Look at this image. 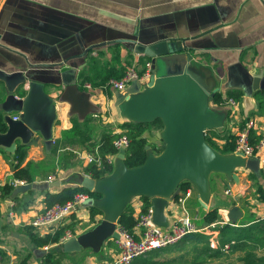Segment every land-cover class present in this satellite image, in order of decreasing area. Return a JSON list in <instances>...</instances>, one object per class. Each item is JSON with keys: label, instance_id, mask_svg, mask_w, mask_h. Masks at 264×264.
Listing matches in <instances>:
<instances>
[{"label": "crops", "instance_id": "0c3cea01", "mask_svg": "<svg viewBox=\"0 0 264 264\" xmlns=\"http://www.w3.org/2000/svg\"><path fill=\"white\" fill-rule=\"evenodd\" d=\"M159 41H167L174 52H186L202 63L213 65L219 80L217 93L223 97L229 93L241 95V99L236 98L240 101L237 113L232 112L230 105L211 102L212 110L222 123L219 129L210 130L222 137H213L219 148L233 144L227 135L236 138L238 130L249 119L257 124L252 138L257 140L264 136V112L259 110V106L264 105V90L254 89L251 74V71H264V0H0V68L8 72L24 70L29 80L45 84L47 93L57 103L53 142V147H59L57 157L73 150L78 155L77 165L70 170L51 174L56 176L54 180L73 171L85 173L88 164L82 156L98 149L105 132L123 131L119 125L127 120L118 113L116 89L110 87L108 81L112 77L121 78L130 65L140 72L146 71L151 59L138 54L135 47ZM245 97L253 101L251 109L245 108ZM160 129L162 127L152 126L145 133L157 147L165 145L157 136ZM20 143L18 140L17 145ZM53 147L48 151L42 140L36 146H27L23 166L34 162L45 164L44 169L51 168L56 161L51 153ZM12 153L0 147V186L14 178ZM236 171L241 177L240 184L229 181L224 174L213 173L212 192L218 195L212 187L214 179L224 182V194L230 199L218 196L240 206L243 216L238 222L264 219V196L259 198L256 189L258 183L264 188L262 163L256 174L260 176L259 181L250 177L254 170L239 168ZM47 180L37 178L30 193L22 192V185L15 186V190H20L17 194L14 191L1 198L0 192V230L4 234H0V264H18L30 252H33L31 264H44L42 255L53 246L36 249L23 228L31 225L32 219L48 207L45 190L58 192L64 188H46V182H52ZM191 188L193 194L184 204L177 200L169 202L168 225L185 212L193 217L187 206L194 198L195 187ZM228 188L231 194L226 193ZM132 203L137 216L142 201L136 197ZM91 206L87 211L73 214L62 225H73L67 233L80 235L92 228L94 221L101 220L103 214L92 218ZM218 210V223L230 221L227 209ZM207 212L205 209L203 217ZM202 222L203 226L208 225ZM86 223L89 228L84 230ZM18 231L24 233L22 249L15 246L11 238ZM24 248L28 249L27 253ZM117 251L118 247L107 248L104 244L99 254L104 253L105 261L100 262L93 256L89 264H112Z\"/></svg>", "mask_w": 264, "mask_h": 264}, {"label": "water", "instance_id": "95a60500", "mask_svg": "<svg viewBox=\"0 0 264 264\" xmlns=\"http://www.w3.org/2000/svg\"><path fill=\"white\" fill-rule=\"evenodd\" d=\"M135 51L151 59L150 77L145 83L133 81L126 90H116L115 105L120 117L128 121L153 123L159 119L163 127L157 136L165 147L134 167L127 166L126 150H122L113 171L100 178L73 171L46 182V188L79 186L100 194L90 203L102 211L103 217L89 230L64 241L63 252L91 249L101 253L108 239L119 238L117 226L129 202L136 197L150 198L154 222L167 226V207L182 194L184 181L193 184L199 202L208 212L227 209L233 224L243 216L240 206L212 192L211 175L221 173L229 181L240 184L236 170L259 171L260 161L238 153H222L207 140L206 132L222 126L211 108L219 91L214 66L186 52L172 51L167 41L137 44ZM251 74L254 89L264 90V71H251ZM244 105L251 109L254 103L245 97ZM0 112L7 125V130L0 132V147L13 152L18 140L29 147L42 140L46 149L51 150L58 111L56 99L47 93L43 82L29 80L24 70L8 72L0 68ZM15 115L18 119H14ZM146 148L150 150L149 145ZM31 188V183L20 186L22 191Z\"/></svg>", "mask_w": 264, "mask_h": 264}, {"label": "trees", "instance_id": "16d2710c", "mask_svg": "<svg viewBox=\"0 0 264 264\" xmlns=\"http://www.w3.org/2000/svg\"><path fill=\"white\" fill-rule=\"evenodd\" d=\"M229 97H234L241 99L240 94L229 93L226 97H223L221 93H217L215 96V102L220 103ZM260 112H264V105L259 106ZM120 128L130 137L131 144L126 149V159L125 162L127 166L134 167L143 164L151 153L159 154L163 151L165 145L162 147H157L152 144L145 133L152 127H163L162 122L158 119L153 123H136L133 121H125L121 123ZM7 130V125L3 120V115L0 112V132H5ZM216 133V134H214ZM217 135L219 138L220 134L215 131L207 132V140L211 145L222 153H232L235 148L236 138L233 135H227L226 138L233 141V144L227 146L224 145L223 148H219L213 137ZM118 137L115 132H105L100 141L98 142V150L102 155L115 154L117 150L114 145L115 139ZM222 138V137H221ZM259 139L252 138L253 143H257ZM150 146V150L146 146ZM58 146L53 147L51 153H53L56 159L55 163L49 169H44L39 163L29 162L27 165L23 166L24 161L27 158L28 149L26 144L20 143L17 145L15 151H13V159L11 161L14 178L25 180L28 183H34L37 178L47 179L51 174H57V170L61 172H67L73 165H77L79 159L77 153L73 150V153L67 154L63 153L60 157H57ZM76 149V148H75ZM112 166L107 165L103 168H98L94 164L87 165L84 168L86 174L100 178L105 175L110 174L113 171ZM250 177L256 181H259V172L253 171ZM182 190L185 192L187 189L194 187L191 182L184 181L181 184ZM257 193H259V198L264 196V188L261 183H258ZM15 191V186L10 183H5L0 186L1 198L5 196L12 195ZM22 191V190H21ZM23 192V191H22ZM27 192H33L29 189ZM78 192H89L93 198L100 197L97 192H90L83 187H64L58 192H51L50 190H45V201L47 206L50 207L57 202H66L71 200L74 195ZM139 199L142 201L141 214H145L150 205L152 204L151 199L146 196H140ZM236 204V202H234ZM1 199H0V225H1ZM92 218L98 214H103L102 211L96 208L94 205L91 206ZM138 217L135 215V208L133 206L132 200L129 202L125 212L123 213L120 224L129 230H133L138 223ZM100 220L94 221L97 224ZM208 225L215 224L211 230L218 231V241L221 246L230 244L229 251L231 253L242 252L238 262H220L219 264H264V219L253 218L250 222H237L233 224L231 221H225L223 223L219 222V210L212 212H207L203 217ZM73 228V225H67L59 227L55 232L49 233L47 235L41 236L35 232L32 225L25 226L23 229L29 235L30 240L36 249H43L46 246H53L49 248L48 252L42 255L44 264H64V259L66 252L61 250V240L66 235L67 229ZM210 235L201 232H194L187 234L177 243L168 246L163 249L154 250L146 256L137 258L130 264H154L156 261L152 257H157L159 251L161 250H180L186 243L190 242L192 244V249H188L187 252L176 255L172 260L181 261L182 264H202L203 261L200 260L202 256H213L216 258H222L226 252L221 249H215L210 243ZM202 245H199L201 244ZM106 246L110 248H117L115 239H108L105 242ZM229 253V252H228ZM96 254V253H95ZM33 252L28 253L18 264H31V258Z\"/></svg>", "mask_w": 264, "mask_h": 264}, {"label": "built area", "instance_id": "2783aa9c", "mask_svg": "<svg viewBox=\"0 0 264 264\" xmlns=\"http://www.w3.org/2000/svg\"><path fill=\"white\" fill-rule=\"evenodd\" d=\"M147 68L146 71L140 72L136 66L130 65L121 78H110L108 85L116 90L124 91L133 81L145 83L151 74L150 62L147 63ZM221 103L230 105L232 112L237 113L240 101L234 97H229ZM14 119H18V115H15ZM256 128V121L254 119H249L247 123L238 130L236 133L234 153L242 154L246 158L259 159L264 167V136L261 137L257 143L252 142V135ZM117 135L118 137L114 141L117 153L102 155L97 149L93 153L84 154L82 156L84 161L88 165H96L99 169L107 165L114 167L119 152L126 150L131 144L130 137L124 131H119ZM55 178V175H51L48 177L47 181H53ZM10 184L20 186L26 185L28 182L22 179L12 178ZM226 193L231 194V188H228ZM192 194L193 190L189 188L185 192L183 191L176 200L178 203L184 204ZM92 199L93 197L89 192H78L71 200L64 203L57 202L50 207H46L42 213L37 214L32 219L31 225L41 236L53 233L59 227L66 224L73 214L81 212L82 210L87 211L91 206L90 201ZM153 214V204L150 205L145 214H141L140 211L137 215L139 219L138 223L134 227V229L137 230V235H135L134 229L131 231L121 224H118L117 231L119 233V238L115 240L118 251L117 254H115L116 257L112 264H130L137 258L146 256L154 250L163 249L177 243L190 233L201 232L210 236L212 235V237H218L219 234L217 231L211 230V225L199 226L194 217H191L187 212H185L179 220L167 226L156 224L153 220ZM72 236V231L66 232L60 244ZM210 243L215 249H230V244L220 246L219 242L217 243L213 239H211ZM48 248L49 246L45 247V249Z\"/></svg>", "mask_w": 264, "mask_h": 264}, {"label": "rangeland", "instance_id": "374dc122", "mask_svg": "<svg viewBox=\"0 0 264 264\" xmlns=\"http://www.w3.org/2000/svg\"><path fill=\"white\" fill-rule=\"evenodd\" d=\"M209 113H210V111H209ZM213 113H215V111ZM216 181H217L216 179H214L212 181L213 190L216 191L219 196L230 199V196H228V195L226 196L224 194V186H225L224 182H221V181L216 182ZM19 191L20 190L17 188L15 190L16 194L19 193ZM187 206H188L192 216L194 217L195 221L197 222V224L199 226H203L202 221H203V214L205 212V208L203 205H201L199 203V201L197 199V194H196L195 188H194V198L187 202ZM83 228H84V230H87L89 228V224L88 223L84 224ZM0 234H1V236H4V234L1 230H0ZM23 236H24V233L21 231H18L16 233H14V235L11 237L15 246H17L20 249H22V246H23V243H22ZM210 238L213 239L214 241H216L217 243L219 242L218 237H212V235H211ZM211 239H210V242H211ZM199 245H202V243ZM191 247H192V244L190 242H188L180 250L179 249L178 250H170V249L161 250V251H159V254L157 257H152L154 259H157L154 264H182L181 261H176V260H172V259L176 255H179L181 253H185V252H187L188 249H192ZM107 248H108V246H107ZM23 250L25 253H27V251H28V249H26V248H24ZM223 251H225L226 254L220 259L213 257V256H202L200 258V260L203 261L202 264H219L222 261L235 263V262H238L240 257L242 256V252L231 253L229 251V249L223 250ZM93 256L96 257V259H98L100 262L105 261L104 253L99 254V255H95L89 249H83L79 252L68 253L67 258L65 260V264H89V261Z\"/></svg>", "mask_w": 264, "mask_h": 264}]
</instances>
